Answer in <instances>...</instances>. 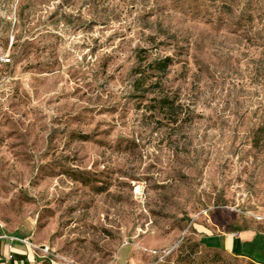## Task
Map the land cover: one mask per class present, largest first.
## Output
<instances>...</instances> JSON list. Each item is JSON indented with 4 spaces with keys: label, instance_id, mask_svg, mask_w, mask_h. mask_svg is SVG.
<instances>
[{
    "label": "rangeland",
    "instance_id": "1",
    "mask_svg": "<svg viewBox=\"0 0 264 264\" xmlns=\"http://www.w3.org/2000/svg\"><path fill=\"white\" fill-rule=\"evenodd\" d=\"M11 38L1 229L64 264H258L199 235L264 232V0H0Z\"/></svg>",
    "mask_w": 264,
    "mask_h": 264
},
{
    "label": "crops",
    "instance_id": "2",
    "mask_svg": "<svg viewBox=\"0 0 264 264\" xmlns=\"http://www.w3.org/2000/svg\"><path fill=\"white\" fill-rule=\"evenodd\" d=\"M31 230L21 227L17 232L0 228V264H64L35 249L30 242ZM19 239H15V238ZM200 242L209 248L222 250L237 257L264 264V232L252 228L242 230L201 232ZM121 252L116 264H128L129 258Z\"/></svg>",
    "mask_w": 264,
    "mask_h": 264
},
{
    "label": "built area",
    "instance_id": "3",
    "mask_svg": "<svg viewBox=\"0 0 264 264\" xmlns=\"http://www.w3.org/2000/svg\"><path fill=\"white\" fill-rule=\"evenodd\" d=\"M12 42H13V38L10 39L9 45L7 47L0 44V85L5 81L10 66L12 65V55H11ZM15 239H19V238L16 237ZM42 250L46 252L48 251L47 248Z\"/></svg>",
    "mask_w": 264,
    "mask_h": 264
},
{
    "label": "trees",
    "instance_id": "4",
    "mask_svg": "<svg viewBox=\"0 0 264 264\" xmlns=\"http://www.w3.org/2000/svg\"><path fill=\"white\" fill-rule=\"evenodd\" d=\"M13 63V62H12ZM172 63V58L170 56H165L164 58L162 59H156L152 62L153 64V68L158 71V72H163L167 69V67ZM160 107L161 109H164V108H169V103L168 102H165L163 100L160 101ZM228 231V230H227ZM200 241V239H199ZM205 248L207 249H212V250H219V249H215V248H209V247H206L204 246ZM251 260V259H250ZM253 261L254 263H258V264H263V262H258V261H254V260H251Z\"/></svg>",
    "mask_w": 264,
    "mask_h": 264
}]
</instances>
